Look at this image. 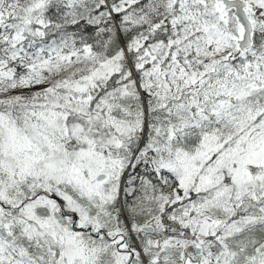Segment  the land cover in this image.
<instances>
[{"label": "snow or ice", "instance_id": "6c2138e0", "mask_svg": "<svg viewBox=\"0 0 264 264\" xmlns=\"http://www.w3.org/2000/svg\"><path fill=\"white\" fill-rule=\"evenodd\" d=\"M0 264H264V0H0Z\"/></svg>", "mask_w": 264, "mask_h": 264}]
</instances>
